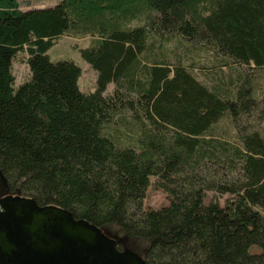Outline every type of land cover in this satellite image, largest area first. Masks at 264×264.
<instances>
[{
    "label": "trees",
    "instance_id": "1",
    "mask_svg": "<svg viewBox=\"0 0 264 264\" xmlns=\"http://www.w3.org/2000/svg\"><path fill=\"white\" fill-rule=\"evenodd\" d=\"M63 34L90 37L94 90L47 53ZM168 34L214 55L210 83L162 57ZM18 52L30 75L15 85ZM263 82L264 0H0V173L41 205L139 238L147 264H264V132L242 119H264ZM151 177L169 197L159 208L144 207Z\"/></svg>",
    "mask_w": 264,
    "mask_h": 264
},
{
    "label": "water",
    "instance_id": "2",
    "mask_svg": "<svg viewBox=\"0 0 264 264\" xmlns=\"http://www.w3.org/2000/svg\"><path fill=\"white\" fill-rule=\"evenodd\" d=\"M100 226L34 197L0 196V264H147Z\"/></svg>",
    "mask_w": 264,
    "mask_h": 264
},
{
    "label": "rangeland",
    "instance_id": "3",
    "mask_svg": "<svg viewBox=\"0 0 264 264\" xmlns=\"http://www.w3.org/2000/svg\"><path fill=\"white\" fill-rule=\"evenodd\" d=\"M59 0H19L21 8H30L33 6H42L50 5L58 2ZM90 37L80 34L76 35H67L63 34L59 38L55 39V43L48 49L47 53L50 58L53 60L56 59H72L81 67V73L78 79L80 88L89 92L95 89L96 85V71L91 67L87 60L82 55V49L89 44ZM161 42L164 52L160 50L157 46V43ZM162 54V57L166 59L175 58L180 59L181 62H184L185 65H188L190 68H193L194 73L198 75L200 80L210 83V79L213 78V73L211 72L212 61L214 55L205 52L206 48L198 42L188 41L179 36L172 34L163 35L157 38L154 42ZM27 54L26 52H18L13 60V73L15 75V85H18L20 82L28 78L30 75V70L25 62ZM213 56V57H212ZM209 69H211L209 71ZM239 69V68H238ZM220 70H223L225 73H232L235 76L237 75L236 70H231L230 67H224ZM243 74L247 72V68L243 69ZM262 87V97H264V82L261 83ZM113 88V83L110 82L107 85L105 92H110ZM243 121L246 125L252 128H258L264 132V119H258L253 115L242 116ZM248 126V128H250ZM216 129L221 135L223 134L228 139L234 138V128L231 126L229 119L221 118L217 125ZM155 177L150 178V184L147 186L146 195L144 198V207L145 208H159L169 202L168 194L162 188H157L154 181ZM6 194H18L17 190H9L5 184V181L0 173V196ZM212 198V191H207L205 201L208 202ZM103 232L109 236L119 239V248H129L136 251L139 255H144L145 244L142 240L137 237L126 235L119 227L114 224H108L101 227ZM251 251H259V247L251 246Z\"/></svg>",
    "mask_w": 264,
    "mask_h": 264
}]
</instances>
